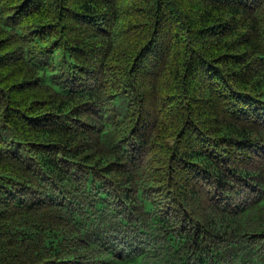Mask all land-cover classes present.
Masks as SVG:
<instances>
[{"label": "trees", "instance_id": "16d2710c", "mask_svg": "<svg viewBox=\"0 0 264 264\" xmlns=\"http://www.w3.org/2000/svg\"><path fill=\"white\" fill-rule=\"evenodd\" d=\"M0 264H264V0H0Z\"/></svg>", "mask_w": 264, "mask_h": 264}]
</instances>
